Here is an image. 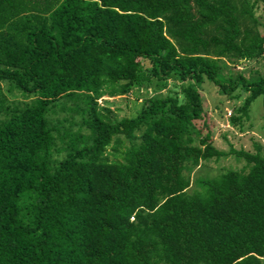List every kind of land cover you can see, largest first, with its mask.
Wrapping results in <instances>:
<instances>
[{"label": "trees", "instance_id": "obj_1", "mask_svg": "<svg viewBox=\"0 0 264 264\" xmlns=\"http://www.w3.org/2000/svg\"><path fill=\"white\" fill-rule=\"evenodd\" d=\"M259 5L0 0V264H262L263 147H216L204 97L241 129L260 96L264 127ZM169 78L134 116L100 101Z\"/></svg>", "mask_w": 264, "mask_h": 264}, {"label": "rangeland", "instance_id": "obj_2", "mask_svg": "<svg viewBox=\"0 0 264 264\" xmlns=\"http://www.w3.org/2000/svg\"><path fill=\"white\" fill-rule=\"evenodd\" d=\"M254 16L257 20L258 30L262 35H264L263 5H259L255 8ZM254 62L255 63L249 66L251 68L250 71L264 74V60L257 58ZM151 88L133 89L124 96H103L100 101L102 103L103 100L107 101L109 107L113 109L115 117L119 119L121 117L134 116L145 96L159 95L155 93H160L162 95L176 93L180 97L179 81L176 79H167L165 86L158 89V91L155 87ZM14 95V93H12V95H7L6 93L8 99H11ZM204 97L207 102V113L210 118L209 126L211 130V141L216 147L226 151L228 150V144H230L235 149L242 148L245 150H253L252 142L256 141L262 145L264 152V127L261 118L262 106L260 96L256 97L251 102L248 118L242 121L241 129H239L236 125L227 124L225 122V117L229 114V107L226 106L228 100L221 101L223 108L222 111H219L217 105L221 104V102H219V97L212 89H210L208 93H204ZM13 98L22 101L28 100V98H22L20 96H15ZM238 103L239 100H235L233 104L237 105ZM223 110H225L224 114ZM202 132L205 133V130L203 129ZM62 154L63 152L58 154V156L61 157ZM242 167L243 161L239 160L235 157V154L232 153H228L216 161L210 159L205 162H201L200 166L195 168L190 173L192 181L190 188L194 187L193 181L196 176L198 178H210L224 172L227 169H240ZM199 194L204 195L205 189L201 188L199 190ZM262 264H264V259L262 260Z\"/></svg>", "mask_w": 264, "mask_h": 264}]
</instances>
